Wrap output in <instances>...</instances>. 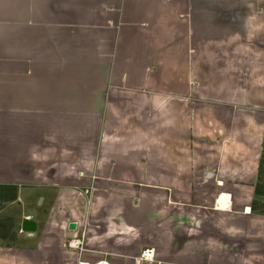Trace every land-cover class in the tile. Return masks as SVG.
<instances>
[{
	"label": "crops",
	"instance_id": "1",
	"mask_svg": "<svg viewBox=\"0 0 264 264\" xmlns=\"http://www.w3.org/2000/svg\"><path fill=\"white\" fill-rule=\"evenodd\" d=\"M263 148L264 0H0V264H264Z\"/></svg>",
	"mask_w": 264,
	"mask_h": 264
},
{
	"label": "rangeland",
	"instance_id": "2",
	"mask_svg": "<svg viewBox=\"0 0 264 264\" xmlns=\"http://www.w3.org/2000/svg\"><path fill=\"white\" fill-rule=\"evenodd\" d=\"M262 156L264 157V148L262 150ZM264 168V164H263ZM11 192V191H10ZM9 191H4L2 190L0 193V196H8L10 193ZM1 206V203H0ZM16 231V225L13 224V221L10 217H0V236L1 237H8L12 235Z\"/></svg>",
	"mask_w": 264,
	"mask_h": 264
},
{
	"label": "water",
	"instance_id": "3",
	"mask_svg": "<svg viewBox=\"0 0 264 264\" xmlns=\"http://www.w3.org/2000/svg\"><path fill=\"white\" fill-rule=\"evenodd\" d=\"M74 226L75 225H74L73 222H69L68 225H67V227L69 229H73ZM20 228H21V230H24V231H31V230L35 229V223H34V221L32 219L24 218L21 221Z\"/></svg>",
	"mask_w": 264,
	"mask_h": 264
},
{
	"label": "built area",
	"instance_id": "4",
	"mask_svg": "<svg viewBox=\"0 0 264 264\" xmlns=\"http://www.w3.org/2000/svg\"><path fill=\"white\" fill-rule=\"evenodd\" d=\"M221 196V194L219 195V197ZM228 196V195H227ZM224 198H226V197H224ZM228 198V197H227ZM79 240L77 239V240H75V241H73L72 243H69L70 244V246L71 247H74V246H77L78 244H79ZM145 256H147V255H143V257H145Z\"/></svg>",
	"mask_w": 264,
	"mask_h": 264
},
{
	"label": "bare ground",
	"instance_id": "5",
	"mask_svg": "<svg viewBox=\"0 0 264 264\" xmlns=\"http://www.w3.org/2000/svg\"><path fill=\"white\" fill-rule=\"evenodd\" d=\"M224 197H226V198H224ZM227 197H228V196H226V195H222V194H221V196H220L221 199H223V198H224V199H228ZM98 263H100V264H106V263H102V262H98Z\"/></svg>",
	"mask_w": 264,
	"mask_h": 264
},
{
	"label": "trees",
	"instance_id": "6",
	"mask_svg": "<svg viewBox=\"0 0 264 264\" xmlns=\"http://www.w3.org/2000/svg\"><path fill=\"white\" fill-rule=\"evenodd\" d=\"M258 191L257 187H256V192Z\"/></svg>",
	"mask_w": 264,
	"mask_h": 264
}]
</instances>
